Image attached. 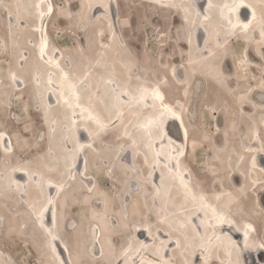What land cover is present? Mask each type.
<instances>
[{
    "label": "rangeland",
    "instance_id": "374dc122",
    "mask_svg": "<svg viewBox=\"0 0 264 264\" xmlns=\"http://www.w3.org/2000/svg\"><path fill=\"white\" fill-rule=\"evenodd\" d=\"M53 1L56 14L49 15L48 38L42 37L43 22L37 9L33 8L31 17L20 16L22 20H29L24 29H13L6 14H14L16 1L4 0L11 7L0 8V134L6 133L14 142V151L10 153L4 151L0 139V264H56V255L49 247L50 237L41 227V220L32 214L33 208H42L49 201L50 189L44 182L47 179L56 181L62 190L57 199L59 234L65 239L74 264H125V261L132 264L136 254L146 250L144 242H150L147 249L159 257L167 255L166 249L171 248L176 264L252 263L251 255H240L236 249L234 256L214 252L216 240L210 252L205 250L202 245L216 234L211 233L214 222L210 220L204 225L211 235L206 232L205 239L198 238L191 243L177 236L176 227L166 226L167 221L160 217L177 209L157 205L163 190L154 182L155 170L142 160L145 154L141 144L121 134L127 122L134 135L137 131L134 126L150 125L149 112L138 113L137 117L135 109H131V103L140 106L139 97L147 91L161 88L171 102L188 105L192 143L185 165L198 188L208 195L198 196V199L204 197V203H200L203 210L212 215L207 199L223 196L228 209H219L220 214L216 209V213L226 217L228 210L237 217L244 231H247L244 223L252 222L258 231L255 239L264 243V173L250 165L254 153L248 148L254 128L264 147V98L259 103L252 99L254 94L264 95V42L251 46L236 37L228 51L234 66H227L218 50L217 56L222 60L206 66L203 63L210 56L200 61L199 50L190 42V37L197 40L198 29L191 33L190 26L177 21L176 12L136 0H119L113 24L117 39L109 52L112 27L106 14L92 16L93 0L92 6L91 0ZM47 5L42 4V7L46 9ZM182 40L189 45L181 47ZM44 41L52 58L45 54L48 60H57L61 65L60 69L51 68L50 81L55 78L58 79L55 83L66 82L62 76L55 77V69L65 75L66 72L82 75L89 69L115 65L120 80L132 88L129 92L122 85L127 92L115 95L118 105L124 100L130 103L125 105L129 107L122 123L98 131L93 141L97 150L84 151L94 184L84 180L83 170L78 171L81 137L77 128L82 127L83 122L74 121L58 105L48 107V85L40 76L38 81L34 73L33 62L49 64L41 56ZM251 48L255 58H250ZM105 51L111 54L110 59L115 54L114 65L106 60ZM191 59L193 64L188 65ZM180 65L185 70V79L178 82L172 73H177ZM221 68L227 72L225 75ZM201 69L207 73L212 69L215 75L210 82L209 78L198 81L197 73L202 74ZM14 73L25 82L19 90L12 77ZM122 74H126V79ZM202 76L205 79L204 74ZM197 81L202 82L199 90L195 86ZM190 86L192 91H189ZM157 113L159 111L154 112ZM106 116L108 120L113 117L117 120L120 113L115 110ZM67 141L71 149H67ZM17 169H28L32 176L24 190L13 187L14 182L9 178L10 172ZM236 174L242 179L234 182ZM158 182L163 183V179ZM175 202L173 199L169 203ZM210 218L213 220V216ZM256 244L254 255L258 264H264V256L260 255Z\"/></svg>",
    "mask_w": 264,
    "mask_h": 264
},
{
    "label": "bare ground",
    "instance_id": "6f19581e",
    "mask_svg": "<svg viewBox=\"0 0 264 264\" xmlns=\"http://www.w3.org/2000/svg\"><path fill=\"white\" fill-rule=\"evenodd\" d=\"M15 1H16V5L15 4L14 5L15 6L20 5V7L19 8L16 7L14 14L11 15L10 21H9V15L6 14L8 17L9 25H11L13 29H17L19 27L21 29H24L25 26H22L20 24V21H24L27 25L29 20L27 21L22 20L20 19L21 18L20 16L23 14H27L28 17H31L33 15L32 5H34L35 3L34 0H22V1L15 0ZM136 1H140L142 3H146L163 9L166 8L171 9L174 12H176L177 21H181L183 24L191 27L192 30L191 33H195V31L198 29L197 40L192 39L190 37V42L192 46H196V48L199 50V54L202 57L200 61L202 60L204 61L207 59L208 56H210L209 60H206L205 63H203L204 65L211 64L213 66L214 64L219 63L223 58H225V64L227 66L229 65L234 66L233 57L231 55H228L229 54L228 51H229V47L235 43L236 37H238L239 41H245L250 43L251 46H254L256 42L257 43L264 42V37H261L260 35L259 24L252 20L253 9L251 7L241 6L238 9H236V11L231 10V6L234 4L242 3V5H249V6L256 5L257 7L255 11L257 17L259 18L261 9L259 7L258 0H136ZM74 3L77 4L76 2ZM93 3L91 0L90 5L91 6L93 5L90 8L92 16L96 18L98 15H100L101 17L102 14H106L105 17H107V22L111 24L112 31L109 41L110 45L108 47L106 46L109 51L111 47L116 43V39H117V30L113 29V24H115L114 14H115V9H117L119 0H93ZM43 4L51 5L53 8L52 16L56 14V7L53 0H43ZM210 4L211 7H209ZM225 5H229V7L225 8L224 7ZM42 9H44V7H42ZM5 12L7 13L6 10ZM43 19H44V21L42 20L43 29H40V31L42 30L43 38L45 37L48 38L50 36V25H49L50 17L48 15L47 18L43 17ZM228 19H231L232 24L236 25L235 28L229 25ZM244 23H249L252 25V27L247 31H245L242 28V25ZM11 26L10 28H12ZM10 28H7L8 32ZM185 41L184 40L181 41L180 43L181 47L189 45ZM45 50L46 48L44 49L43 56L48 60L49 58H51V54L49 53L48 49L46 51ZM217 50L218 52L221 53V55H223L222 59L217 56L218 53ZM109 52L105 51L104 55H106V60H108L110 65H112L113 64L112 59L115 58V54H113L114 53L113 52L112 54L114 55V57L112 56L113 58L110 59L109 56L111 54ZM45 54L48 55L49 58H47ZM249 54H250V58L253 57L255 58L256 56L252 48L250 49ZM192 61L193 59H191L190 61L191 63L188 65L193 64ZM118 64L120 65V63ZM54 66L58 67L59 69L61 68L60 67L61 65L57 63V60H54V62L50 60L48 66L44 63L33 62V68H34L33 70L34 73H36L37 80L39 81L41 77L43 79V82L48 85L46 89V97L48 98V103H47L48 107L53 105H58L62 108V110L64 109L65 113L67 114L69 113L74 119V121H78L79 119H81V121L83 122L82 127L77 128V133L81 137L79 139L78 144L80 146H83V148L80 147V149H78L81 155L80 165H78V171L80 172L83 170L85 172L84 180L85 181L91 180L92 183L94 184L95 180L88 173L87 170L88 158L84 153V151L90 150L95 152V150H97L93 141L94 138L99 135L98 131H100L101 128L96 123V120H99L105 126L103 129L105 128L111 129L113 128L114 125H117L118 123L121 124L123 118L127 116V108L129 107L125 105H129L130 103H127L128 101L125 102L124 100L121 106L118 105L115 95L117 92H127L126 90L122 89V85L128 88L130 90L129 92H132L131 90L132 88L128 86L129 84L127 85L126 83L120 80L119 77L120 73L118 75L117 73L118 71L116 69L118 67L117 66L115 67V65L114 67L112 66H110L109 68L106 67V69H104L103 67L102 68L100 67L92 71L90 69L89 70L87 69L88 71H86L82 75H78L76 73L71 74L68 72H66L67 74L65 75V73L62 72L61 70L58 71L57 69H55V71H57L55 77L60 78V76H62L66 80V82H64L63 84L61 83L63 81H60L59 84L55 83L58 81V79L55 78L54 81H50L51 77L49 76V74L52 72L51 68H53ZM103 70L107 72V74H104L102 72ZM125 70L127 71L128 68H126ZM203 70L204 69H201V71L199 72H202ZM211 71H209L208 73L206 71L202 72V74H204L205 76V79L201 73L196 72L198 81L199 80L207 81L209 78L208 82H210V80L215 75L214 72ZM222 73L225 75L227 72L222 69ZM122 75H125V79H126V74H122ZM172 76L177 78L178 82L184 81L185 70L183 66L180 65L177 68V73L176 71H173ZM12 77H15V79L13 80L15 82V87L17 90H19V87L22 88L25 86V82L21 79L22 76L14 73L12 74ZM198 81H197V85H195L197 90L200 89L199 86L202 84V82H198ZM147 88L148 90L154 89L150 87ZM150 91L151 92L147 91L146 93L140 95L139 98H141L142 100L140 102V106H137L138 103H131L133 104V107L131 109L132 110L135 109L133 112L137 117H138V113H143V112L150 113V118H151L150 125L143 124L142 127L140 128L139 126L138 127L134 126L133 129H137L134 135L129 130L132 126L127 127L128 122L124 123L122 126L123 132L121 136L123 138L124 137L127 139L129 138L130 140L132 139L133 143L137 142L138 144H141V151L145 154V155L142 154V160L144 161L145 164L149 165L155 170L156 175L154 182L158 186L159 190H163V193L161 194V198L157 202V205L158 206L165 205L168 206L169 208L175 207V209H177V212L167 211L166 212L167 215L165 216V214H163L160 218H162V220L167 221L166 226L170 228L173 226L176 227L177 236H179L182 240H184V242L191 243L192 241L198 238H202L206 232L207 235H211L210 233L208 234V228L206 225H204L205 224L204 222H209L210 220V223H213L214 220L210 218L212 216L211 214H209L210 212H208L207 210H203V207L200 204L201 201L198 199V196L201 193L204 194L205 196H208L207 193L198 188V184L197 182H195L191 171L185 165V161L188 158V152L191 148V143H192L191 130H190V117H189V112L187 111L188 105H184L180 101L171 102L168 99L166 93L161 88L156 89V91H159V93L163 96V101L155 98L154 93L156 91L155 92H153L154 90H150ZM189 91H192V86L189 87ZM76 96L79 97V101L76 100ZM129 96L133 98L134 95L130 94ZM254 96L255 94L253 95L252 99H254ZM65 101H68V103H65ZM77 103H79L80 105L79 107H76ZM255 103H259V102L257 101ZM69 104H71L72 106L69 107ZM162 104L166 107H162L161 106ZM151 108H153V111H149V109ZM166 108H170L172 112H174L176 115L173 116L171 113H168L166 111ZM115 110L117 113L118 112L120 113V117L117 120L114 119V117L113 118L111 117L112 119L108 120L106 116L107 113L109 112L113 113ZM156 111H159V113L154 114V112ZM90 115L94 119H90L89 118ZM177 116L179 117V119L176 118ZM161 121L163 122L162 123L163 135H157ZM171 129L173 130L171 131ZM1 141H2L1 142L2 148L4 149V151H6L5 150L6 148L10 153L14 151V142L9 135H7L6 133L3 134V139H1ZM252 143H254V145H257V148L254 149L255 151L253 152L254 153L253 158L255 159V169L264 173V152L260 151L259 149L260 147H263V142L255 128L253 130ZM89 145H91L90 148L88 147ZM71 147H72L71 144L69 143V141H67V149L69 148L71 149ZM180 150L183 151V155L177 156V152ZM256 154H258L257 156L258 158L256 157ZM10 173L11 175L9 178L12 182H14L13 187L18 188L19 190H24V188H26L27 186V182H29L32 179V176L30 175V171H28V169H17ZM21 176L24 178H21ZM37 176L39 175H36L35 177ZM43 176H45V174H43ZM181 178H183V183L181 182ZM159 179H163V183L160 184L158 182ZM237 179L239 181L240 179L239 174L233 176L234 182H236ZM44 182L47 184L48 190L50 189V191L48 192L49 201L47 204L45 203V205L43 206L47 210L43 211L42 220L40 218V212L42 208L39 209L33 208L32 214L35 215V217H37L38 220H41V222L44 225L43 228L46 233H47L46 230L50 229L52 230L53 234L57 236V240L54 241V244L56 245V253H55L56 257L59 256L60 259L66 261V264H74L71 258L70 249L67 246L65 239L59 234L57 199L61 197V191H62L61 187H59L60 185L52 179H47ZM56 188H58L57 193L55 192ZM193 196H196L197 199L193 200L192 199ZM173 199L176 202L174 204H170L169 202L172 201ZM32 202L34 203V201ZM40 202L41 201H39L38 203ZM207 202L212 207L211 209L213 208L215 210L218 209L217 211H219L218 212L219 214L221 213L220 212L221 210L219 209H224V208L228 209L227 207H225L223 196L221 195L219 196V199L208 198ZM207 209H209V207ZM226 211H227L226 218L231 220L232 223L231 224L224 223L221 225H214V227L213 226L211 227L212 228L211 233L216 232V234L214 233L211 239L212 241L216 240V242L214 243V247H215L214 252L219 251L221 253L234 256L236 254L235 252L236 249L240 255L246 253L252 256L251 258L252 263L250 264H258L256 257L254 255L255 252L254 244L257 243L256 247L259 250L260 255L264 256V243L261 241L257 242V240L255 239V235H257L258 233L256 226L249 221L244 223V225L246 224L245 226L251 224L252 229H254V230H249L247 228L248 235L245 236L246 231H244V227L241 226L237 217L233 216L228 210ZM172 221H175L176 224L171 225L170 223H172ZM186 222H188L187 226L182 227V225H185ZM141 230L144 233L146 232V229L144 228ZM144 243L146 250L137 253L139 255L136 254L137 257L134 258V262L132 264H155L156 261H160L162 259L168 260L170 264H176L173 258L174 253L173 252L171 253V248L166 249L167 255L159 257L158 255H156V253L152 254L150 250L147 249V247L150 246V242H144ZM141 253H143L142 256ZM56 257H55V261H56ZM259 259H261V256Z\"/></svg>",
    "mask_w": 264,
    "mask_h": 264
},
{
    "label": "snow or ice",
    "instance_id": "6c2138e0",
    "mask_svg": "<svg viewBox=\"0 0 264 264\" xmlns=\"http://www.w3.org/2000/svg\"><path fill=\"white\" fill-rule=\"evenodd\" d=\"M258 3H259V7H260V9H261V12H260V16H259V18L257 17L256 11H255V9H256V7H257L256 5H250V6H249V5H242V3H241V4H234V5L231 6V10H232V11H236V9H238V8L241 7V6H244V7H251V8L253 9V11H252V20L255 21V22H257V23L259 24L260 35H261V37H264V0H258ZM42 4H43V0H40V3H36V4L32 5L33 8H35V9L38 10L37 14H38V17H39L41 20H43V17H44V16H46V15H50V14L52 13V11H53V8H52L51 5H47V6H46V9H42ZM9 7H11V6L5 4L4 0H0V8H9ZM19 7H20V5H17V8H19ZM209 7H211V4L209 5ZM224 7H225V8H228L229 5H225ZM7 14L9 15V18H10V20H11V13H7ZM228 23H229V25H231L233 28L236 27V25H233V24H232L231 19H228ZM20 24H21L22 26H25V27L27 26L26 23H25L24 21H20ZM251 27H252V25L249 24V23H244V24L242 25V28H243V30H245V31H247V30L250 29ZM46 47H47V43H46V41L42 42V45H41V56H42V57H43V54H44V49H45ZM13 79H15V77H13ZM154 95H155V98H156V99H159V100L163 101V96L159 93V91H156V92L154 93ZM76 100L79 101V97H78V96H76ZM65 103H68V101H65ZM71 106H72V105L69 104V107H71ZM79 106H80L79 103H77V104H76V107H79ZM161 106H162V107H166V106H164L163 104H162ZM166 111H167L168 113H171L173 116L176 115L174 112H172V110H171L170 108H166ZM89 118H90V119H94L93 117H91V115L89 116ZM176 118L179 119L178 116H177ZM96 123L99 125V127L101 128V130L105 127V126H104L99 120H96ZM162 123H163V122L161 121V122H160V128H159V131H158L157 135H163ZM150 134H151V133H150ZM0 139H3V135H2V134H0ZM81 147L83 148V146H81ZM88 147L90 148L91 145H89ZM5 150L8 151L7 148H6ZM182 155H183V151H182V150H180V151L177 152V156H182ZM73 159H75V157H74ZM177 166H178V165H177ZM252 166L255 167V159H254V158H253V164H252ZM181 182L183 183V178H181ZM192 199H193V200H196L197 197H196V196H193ZM217 199H219V197H217ZM199 200L201 201L202 204L204 203V197H203V196L199 197ZM46 210H47V209L44 208V207L42 206V210H41V212H40V218H41V220L43 219V211H46ZM211 211H212V216H213V220H214V225H221V224H224V223H229V224L232 223V221L229 220V219H227L225 216L217 214V213H216V210H215L214 208L211 209ZM187 223H188V222H186L185 225H182V227L187 226ZM41 227H42V228L44 227L43 223H41ZM246 227H247L249 230H254V229H252V225H251V224L247 225ZM193 230H195V229H193ZM46 231H47V235L51 238V239L49 240V247L51 248L52 252L55 254V253H56V245L54 244V241L57 240V236L54 235L53 232H52V230H50V229H48V230H46ZM247 235H248V232L246 231V232H245V236H247ZM201 239L203 240V239H205V238L202 237ZM212 243H213V241H212L211 239H208V240H207V243H206L205 245H202V246L205 247V250H206V251H209V252H210V251H211V247H210V246L212 245ZM177 245H179V241H177ZM124 255L127 256L128 253L125 252ZM56 264H66V261L60 259L59 256H57V257H56ZM125 264H127V261H125ZM155 264H170V262H169L168 260H163V259H162V260H160V261H156Z\"/></svg>",
    "mask_w": 264,
    "mask_h": 264
},
{
    "label": "flooded vegetation",
    "instance_id": "af4514ba",
    "mask_svg": "<svg viewBox=\"0 0 264 264\" xmlns=\"http://www.w3.org/2000/svg\"><path fill=\"white\" fill-rule=\"evenodd\" d=\"M234 70V69H233ZM259 96V97H258ZM264 98V95L262 94H259V95H256L255 94V96H254V103L255 102H260V101H262V99ZM191 119H192V115H191ZM252 137H253V135H252ZM250 146L248 147L250 150H252L253 152L255 151L254 149H256L257 148V145H254V143H252V138H251V142H250V144H249ZM260 149V151H263L264 152V147H260L259 148ZM258 158V157H257ZM251 161H250V165L251 164H253V162H252V160H253V157L250 159ZM242 176V174L240 175V177ZM242 179V177L239 179V181Z\"/></svg>",
    "mask_w": 264,
    "mask_h": 264
}]
</instances>
